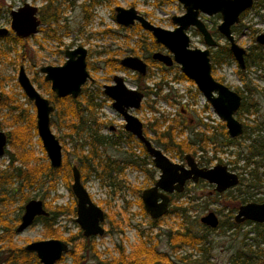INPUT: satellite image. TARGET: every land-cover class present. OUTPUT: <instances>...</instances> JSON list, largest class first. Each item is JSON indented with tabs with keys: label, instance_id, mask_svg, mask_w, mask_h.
<instances>
[{
	"label": "rangeland",
	"instance_id": "374dc122",
	"mask_svg": "<svg viewBox=\"0 0 264 264\" xmlns=\"http://www.w3.org/2000/svg\"><path fill=\"white\" fill-rule=\"evenodd\" d=\"M25 2L35 5L39 14L40 8L48 5L50 0L0 1V27L8 29L5 36L9 37V40H6L5 36H0V49L5 51L4 55H0V88L3 87L7 93L12 94L24 107L29 109L30 113L35 115L33 102L27 98L17 81L20 66H23L34 87L49 100L50 83L46 84L48 81L44 79V73L40 71V67L43 65H61L66 58L65 49L79 45L84 46L87 49V69L91 78L83 84V87L86 88L85 97L94 104L96 120L104 123L99 125L98 131L102 135L111 137L122 134L124 131L123 118L112 107V100L104 94L103 85L111 84L113 76L120 74L128 86H134L136 83L133 77L134 72L126 68L122 70L112 69L105 60L111 54H114V57L119 60L127 55L143 57L146 53L140 50V40L144 39L151 46L153 44L149 36L150 32L141 26H137L138 22L129 26L118 24L115 19V7L128 8L132 6L137 13L154 25L172 29L175 24L171 21V17L183 14L185 11L183 5L178 0H53V4L59 9L58 19L49 23L42 22L35 34L21 38L23 39L22 45L21 42H15L13 39L15 34L10 29V11L22 6ZM82 5L86 6L89 19L84 18L85 12ZM200 18L212 34L217 32L216 25L221 20L220 16H208L200 13ZM187 31L190 36V46L205 47L200 33L194 26H190ZM263 31L264 0H258L257 4L252 6L241 17L239 23L235 25L233 34L236 42L248 52L250 48L258 45L255 36ZM214 38L218 44L226 42L225 38L218 33L214 34ZM156 47V50L166 52L162 45L157 43ZM257 49L255 48V51ZM261 50L264 51V46H261ZM135 51L140 54H135ZM150 70L151 74L145 80V85L155 90L156 84L162 82V87L159 94L151 93L142 100V107L132 110V113L141 119L143 123L152 120L153 117L167 116V118H172L176 116L181 118L182 116H179L178 113L183 114L181 109L184 107L187 110H195L193 116L214 126V132L220 131L221 125L224 124L223 120L215 113L203 95L195 93L194 83L185 79H174L180 71L177 64H173L166 69L152 65ZM237 70H240V68L235 59L231 57L223 63L215 65L214 75L222 77L230 86L238 87L246 95V107L249 104L258 108L254 114L242 111L239 116L236 112L237 119L242 121L243 124H248L250 129L257 124H261L264 120V63L258 65L251 59L246 62L245 69L240 70L243 71L247 86L240 80ZM248 88L252 91H248ZM165 97H168L169 100L164 99ZM152 102L156 108L155 112H151L146 106L147 103ZM50 103L54 106L51 101ZM5 112L6 109H0V122L3 124L1 129L4 132L11 129L9 117L3 119ZM50 118L57 123L59 121V118L53 115V111ZM167 123L168 121L165 122V124ZM110 126H113L114 130H111ZM51 128L60 144L71 152L73 141L66 136L67 129L59 125L56 126L54 123L51 124ZM203 129L204 126L199 124L194 132ZM224 129L226 130L225 125ZM148 134L151 136L152 131H149ZM186 136L193 139V130H185L181 137ZM37 139L40 140L38 134L33 137L31 147L36 155L45 156L42 160L48 161L41 140L39 143ZM123 139L118 146L98 147L97 150L102 155L117 160L128 158V152L130 151H133L134 155L139 156V158L144 156L141 153L139 144L133 140L126 143V137ZM221 140L223 141V139ZM257 140L264 141L263 124L257 132H244L235 138L232 145L223 146L217 152H214L212 144L206 147V152H198L197 155L202 156V159L211 158V162L203 164L204 166L210 167L216 163L225 164L230 171L239 176V183L226 191L218 193L211 183L188 181L179 196H171L169 204V210L173 204H182L187 207L186 212L183 215L167 212L157 218L159 221L156 224L152 223L151 220L153 219L145 211L143 204L141 207L139 203L142 190L150 187L154 182L144 172L127 165L121 175L114 174L116 180L121 179L120 185L111 187L102 184L92 174L89 175L82 180V183L92 200L108 215V218H105L102 224L104 233L93 237V243L97 251L109 260L119 256L118 246L123 247L125 253H128L132 246L139 242L140 230L144 234L142 239L151 237V244L155 243L159 251L169 254L171 259L178 264H201L198 261L206 253H208L207 264H231V257L238 251L248 252V249H251L253 254L260 253L261 249L264 248V233L257 236L253 230V222L243 223L239 228L228 227L227 219L230 215H233L232 220H234L239 205L254 201L257 197H264V156L263 154L255 155L253 153L254 147L258 146ZM78 142H81V140H78ZM83 148L86 153L89 145H85ZM62 153L64 156V148H62ZM164 153L174 161L179 162L181 160L180 157L172 155L170 152L164 151ZM68 158L71 164H77L73 154L69 153ZM8 162V155L3 154L0 156V169H4ZM158 174L159 171L156 170L154 178ZM253 182L258 184H251ZM47 186L48 183L45 182L42 186L25 189L24 193H27L28 199H42L51 207L54 205L69 206L73 200H76L74 194L66 187L60 176H57L55 190H49ZM133 187L139 188L141 191H134L132 190ZM21 198V196H17L13 202L9 200L6 204L0 203V217L10 224L13 219L20 217L23 209L20 210L19 206L24 205L26 202H23ZM234 206H236L235 210L233 209ZM209 211L216 213L219 221L222 222V226L219 225L213 230L208 229L206 231L199 224H202L200 218ZM75 218L76 215L71 212L60 214L56 218L54 227H57L62 236L65 237L77 234L80 227ZM17 225L18 222L15 223L14 229ZM185 227L191 228L194 232L203 233L206 239L203 243L186 244L174 250L169 244L167 232L170 229H184ZM80 231L82 235V230L80 229ZM44 233L43 224L36 222L22 231L17 232L15 230L13 239L16 245L24 247L31 241L47 239ZM82 239L80 236L73 237V244L82 241ZM68 247V250H70L72 244H68ZM201 247L207 248V252H204ZM181 256H187L189 260L180 261L179 257ZM39 263L42 264L40 261ZM58 264H74V262L66 251L63 259ZM81 264H96V260L91 256H87Z\"/></svg>",
	"mask_w": 264,
	"mask_h": 264
},
{
	"label": "water",
	"instance_id": "95a60500",
	"mask_svg": "<svg viewBox=\"0 0 264 264\" xmlns=\"http://www.w3.org/2000/svg\"><path fill=\"white\" fill-rule=\"evenodd\" d=\"M184 7V13L172 16L175 27L166 29L154 25L144 16L137 13L134 7H115V19L118 24L129 26L138 22L141 27L149 31L155 41L164 46L170 54L156 51L153 58L165 65L176 63L180 71L191 79L201 94L208 100L217 115L224 121L230 137L241 135L244 131L243 123L235 116L241 104V96L224 83L216 80L212 75L210 60V47L216 45L205 23L200 19L199 13L214 15L219 13L221 20L217 25L218 32L225 38L229 50L237 64L245 67V48L240 46L232 34V25L238 23L242 11L252 5L253 0H178ZM10 29L17 37L26 38L35 34L41 25L38 8L25 2L17 9H11ZM194 26L201 34L204 48L190 46V36L187 30ZM8 33V29L0 27V36ZM256 41L264 44V32L257 34ZM66 59L61 65H44L40 71L44 79L50 82V89L56 97L71 96L76 98L82 85L90 76L86 68V49L79 45L64 52ZM120 64L131 71L145 73L146 64L138 56L127 55L121 58ZM17 81L24 94L31 100L35 107V125L38 137L47 155L52 168H59L62 164V145L51 128L50 114L53 105L48 98L40 94L20 66ZM104 92L112 100L113 108L125 120V129L136 136L144 145L146 152L152 157L154 167L159 170V175L154 184L141 192V201L146 212L152 219L163 216L168 211L169 194L181 192L188 180L193 182L204 179L214 184V189L220 193L235 186L239 182L236 173L227 169L225 164H215L212 167H199L191 154L185 155L186 164L172 161L161 149L152 143L143 134L142 121L128 110L139 107L143 94L134 86H128L123 77L114 76V84L105 85ZM1 100V96H0ZM7 144L5 132L0 129V156L4 154ZM71 191L76 198V222L84 237L102 235L105 219L104 210L91 198L83 185L80 171L76 164L72 165ZM43 201L37 198L27 200L23 206L20 222L15 228L17 232L30 226L38 216H48ZM264 223V202H247L238 207L234 221ZM202 224L215 228L218 226V216L213 211L207 212L200 218ZM26 251L34 252L42 264H55L68 250V244L57 238H47L31 241L24 246Z\"/></svg>",
	"mask_w": 264,
	"mask_h": 264
},
{
	"label": "trees",
	"instance_id": "16d2710c",
	"mask_svg": "<svg viewBox=\"0 0 264 264\" xmlns=\"http://www.w3.org/2000/svg\"><path fill=\"white\" fill-rule=\"evenodd\" d=\"M0 1L3 2L4 0ZM82 7L85 12L84 18L89 19L86 6L82 5ZM39 16L41 22L44 23H49L58 19L59 9L53 4V0H50L48 5L40 8ZM4 38L9 40V37L7 36ZM13 39L15 42L19 41L23 45V39L20 37L14 36ZM153 46H157L154 41ZM139 47L140 50L148 52L154 49V47L145 44L143 40H140ZM255 48L258 49L255 51ZM249 52L250 53L247 56L248 59H252V61H255L258 65L264 63V51L261 50L259 45L250 48ZM134 53L139 54L137 51ZM4 54L5 51L0 49V55ZM231 57L232 55L228 49L227 42L224 44H218V48L213 50L211 53L213 65L223 63L227 58ZM105 62L112 69H121L119 60L117 58L114 59V56H110L105 60ZM214 69L215 67H213V70ZM238 74L241 79L245 80L244 74H242L241 71H238ZM135 77L137 83L141 84L144 78L138 74H136ZM174 79L181 80L186 79V77L182 73H179V76H175ZM46 84H49V82H46ZM161 85L162 82L156 84L154 93H160L162 87ZM139 89L144 90V88L140 86ZM85 91L86 88L82 87V93L76 98H72L70 96L58 98L52 91L49 90V100L54 104L53 115L59 118L58 123L50 118V123L66 128V136L73 141V150L71 152L68 151V148L62 146V148H64L62 164L59 168L55 169L50 166L49 161L42 160L45 156L40 157L36 155L35 151L31 147L33 137L37 135L35 115L30 113L29 109L24 107L23 104L12 94L7 93L3 87L0 88V109H6L3 119L5 120L9 117L11 120V129L5 132L7 144L4 152L8 155L9 162L4 169H0L1 204H6L9 200L13 202L14 198L17 196H21V200H23V202L27 201L29 200L28 195L27 193H24V190L42 186L45 182L48 183L47 187L49 190H55L57 176L61 177L66 187L71 191V168L73 164H71L68 158L69 153L75 156L77 162L76 165L78 166L81 174V180H84L92 174L102 184L107 185L108 187L120 185L121 179L116 180L114 174L121 175L123 173V169L127 165L144 172L150 180H155L154 175L156 169L153 167V164L143 146H141V153L144 156L140 158L134 155L133 151L128 152V158L124 160L112 159L109 156L102 155L98 152V147H115L117 145V141L99 133L98 129L100 124L95 117V107L92 101L85 97ZM144 91L147 95H149L152 93V88L148 87ZM164 99L169 100L168 97H165ZM148 109L156 111L153 104H148ZM257 109L258 108L256 106L249 104L248 107H246L245 101L242 103V110L247 111L249 114L256 113ZM166 121H168L167 124H165ZM200 122L202 121L200 120ZM202 124L204 129L199 132V136H197L196 139H189L188 137H181L182 133L185 131V126L179 117H153V119L148 120L147 123L148 127L153 132V136L151 138L154 142L161 146L164 151L170 152L172 155L180 157V159H183L185 154L194 153L198 150L206 152V147L209 144H214L213 142L216 138V134H214L213 130H210V125L208 123L202 122ZM261 124L264 125V120ZM261 124H257L255 127H251L250 129L248 124H244V132H257V130L261 128ZM0 128H3L2 122H0ZM146 131L147 130L145 129V132ZM209 132L211 133L208 134ZM127 136L130 140L133 139V136L130 133H127ZM219 139H223V141L221 140L218 141V144H214V152H217L223 146H229L235 142V139H232L227 135V132L224 129V124H222L220 128ZM78 140H81V142H78ZM37 141L40 143L39 139H37ZM256 142L258 143V146L254 147L253 153L255 155L263 154L264 156V141L257 140ZM85 145H89V149L86 153L83 148ZM202 161L210 163L211 158H204ZM251 184L257 185L258 183L253 182ZM132 190L137 192L141 191L136 187H133ZM176 195L179 196L180 194ZM254 201L262 202L264 201V197H257ZM139 203L142 207V202L140 200ZM44 206L49 211V216H40L34 223L41 222L43 224L45 238H57L65 241L67 244H72V248L68 250L67 253L72 257L74 264L83 263L87 256H91L95 259L96 264H178L171 259L169 254L159 251L156 248L155 243L151 244V237L142 239L144 234L140 230L139 242L132 246L128 253H125L126 251L123 247L118 246V257H113L111 260L104 258L102 254L97 251L93 243L94 236L84 237L81 235V231L79 229L77 234L65 237L62 236L57 227H54L56 218L60 214L71 212L76 215V200H73L72 204L69 206L54 205L52 207L44 201ZM19 209L22 210L23 205H20ZM186 209L187 207L182 204H173L168 213L183 215L186 212ZM233 209L235 210L236 206H234ZM105 218H108L107 214H105ZM227 219L229 224L228 227L239 228L243 223H251V221H245L241 224L235 223L232 220L233 215H230ZM18 221L19 217L13 219V222L10 224L4 218L0 217V264H40L34 252L26 251L23 246L16 245L14 242V226ZM151 221L156 224L159 219H153ZM219 225L222 226V222H220ZM199 226L206 231L208 229H214L203 224H199ZM253 230L256 232L257 236H261L264 233V224L254 223ZM167 235L169 244L174 250L186 244L195 245L203 243L206 239V236L203 233L194 232L189 227H185L184 229H170L167 232ZM78 236L83 238L82 241L73 244V237ZM201 249L204 252H207L208 250L205 247H201ZM63 256L55 264L60 263ZM207 258L208 253H206L198 262L201 264H207ZM179 260L188 261L189 258H187V256H181L179 257ZM231 260V264H264V248L261 249L260 253L257 252L256 254H253L251 249H248V252L238 251L231 257Z\"/></svg>",
	"mask_w": 264,
	"mask_h": 264
},
{
	"label": "flooded vegetation",
	"instance_id": "af4514ba",
	"mask_svg": "<svg viewBox=\"0 0 264 264\" xmlns=\"http://www.w3.org/2000/svg\"><path fill=\"white\" fill-rule=\"evenodd\" d=\"M179 2V1H178ZM257 2H258V0H253V2H252V5L249 7V8H247V9H245L244 11H242L241 13H240V15H239V21H240V19H241V17L250 9V8H252V6H254V5H256L257 4ZM180 3V2H179ZM139 14V13H138ZM203 14V13H202ZM141 15V14H140ZM181 15V14H180ZM207 15V14H206ZM214 15H218V16H220V18H221V15L219 14V13H216V14H214ZM38 16H39V14H38ZM174 16V15H173ZM208 16H212V15H208ZM199 17H200V13H199ZM39 18H40V16H39ZM171 19H172V17H171ZM201 19V18H200ZM148 20V19H147ZM202 20V19H201ZM149 21V20H148ZM172 21V20H171ZM203 21V20H202ZM239 21H238V23H239ZM204 22V21H203ZM42 23V22H41ZM152 23V22H151ZM205 23V22H204ZM238 23H236V24H234V25H232V27H231V30H232V34H233V31L235 30V25H237ZM141 26L140 24H137V26ZM206 25V24H205ZM218 25V24H217ZM217 25H216V33H218V34H220L219 32H218V30H217ZM207 26V25H206ZM175 27V26H174ZM208 28V27H207ZM197 30V29H196ZM209 30V29H208ZM149 32V31H148ZM209 32L211 33V35H212V37L214 38V34H216V33H213L212 34V32L209 30ZM264 32V31H263ZM187 33H188V31H187ZM259 33H261V32H259ZM258 33V34H259ZM201 35V34H200ZM221 35V34H220ZM234 35V34H233ZM5 36V35H4ZM16 36V35H15ZM149 36H150V38H151V40H152V44H153V41L155 42V44H157V42L155 41V39H154V37L152 36V34L151 33H149ZM257 36V35H256ZM256 36H255V41H256ZM202 37V36H201ZM235 38V37H234ZM215 39V38H214ZM141 40H143V42L145 43V44H148L144 39H141ZM216 40V39H215ZM236 41V40H235ZM227 42V41H226ZM256 43L261 47H263L264 46V44H259L257 41H256ZM159 44V43H158ZM228 44V43H227ZM148 45H150V44H148ZM161 45V44H160ZM151 46V45H150ZM77 47V46H76ZM84 47V46H83ZM152 47H154V46H152ZM164 47V46H163ZM73 48H75V47H73ZM73 48H67V49H73ZM165 48V47H164ZM217 49L218 48V43H217V41H216V45L215 46H213V47H210L209 48V50H210V60H211V53H212V51L213 50H215V49ZM67 49H65V50H67ZM86 49V48H85ZM157 49V47H154V49L152 50V51H150V52H148V51H145V50H141V51H143V52H145L146 53V55L145 56H143V57H140V56H138V57H140L144 62H145V64H146V70H145V73L144 74H141V73H139V72H137V71H132V72H134V74H133V77H134V81L136 82L135 83V85H134V87H136V89L137 90H139L140 92H142V94H143V97H142V100L145 98V97H147L148 95L145 93V89H147L148 88V86H146L145 85V80L147 79V78H149V76H150V74H151V70H150V67L152 66V65H157V64H159V65H157V66H159V67H161V68H168V67H170V66H172L173 64H176V63H173L172 65H165L163 62H161V61H159L158 59H154L153 58V53H155L156 51H158V50H156ZM166 49V48H165ZM228 49H229V47H228ZM65 50H64V52H65ZM246 50V49H245ZM230 51V50H229ZM158 52H161V51H158ZM161 53H166V54H170L169 52H168V50L166 49V52H161ZM231 53V52H230ZM250 52H249V50H248V52L246 51V53H245V55H244V58H245V67H246V62H248V60H250V58L248 59V54H249ZM140 54V53H139ZM232 55V54H231ZM111 56H115L114 54H111ZM136 56V55H135ZM142 56V55H141ZM66 57V56H65ZM86 57H87V49H86ZM232 57H233V55H232ZM234 58V57H233ZM66 59V58H65ZM108 59V58H107ZM114 59H116L115 57H114ZM235 59V58H234ZM119 60V59H118ZM121 60V59H120ZM120 60H119V64H120ZM236 61V60H235ZM211 63H212V60H211ZM237 63V62H236ZM63 64V63H62ZM121 65V64H120ZM178 65V64H177ZM238 65V64H237ZM44 66V65H43ZM179 66V65H178ZM88 67V63H87V60H86V68ZM213 67H215V65H213V63H212V70H211V72H212V75H213V77L216 79V80H218L219 82H221V83H224L225 85H227L230 89H232V90H234V91H236L240 96H241V104H240V106H239V108L237 109V111L236 112H238V115L240 116V113L242 112V111H244V110H242V103L245 101V103L247 102V99H246V95L244 94V93H242V91L238 88V87H232V86H230L229 84H227L223 79H222V77H219V76H215L214 75V72H215V69L213 70ZM238 67L240 68V70H243V69H245V67L244 68H241L239 65H238ZM125 67H123L122 65H121V70L122 69H124ZM126 69H128V68H126ZM180 69V68H179ZM117 70H120V69H117ZM129 70V69H128ZM240 70H237V72L238 71H240ZM87 71H88V69H87ZM242 72V74H243V71H241ZM179 73H182L181 71H179ZM179 73H178V75L177 76H179ZM136 74H138L139 76H142L144 79H143V81L141 82V84H138L137 83V81L135 80L136 79V77H135V75ZM183 74V73H182ZM89 75H90V73H89ZM115 75H120V74H115ZM114 75V76H115ZM184 75V74H183ZM114 76H113V82L111 83V84H105V85H112V84H114ZM121 76V75H120ZM185 76V75H184ZM186 77V76H185ZM91 78V76H89L88 78H87V80L88 79H90ZM240 78V77H239ZM86 80V81H87ZM123 80H124V78H123ZM185 80H189L190 82H192V83H194L191 79H189V78H187L186 77V79ZM240 80L241 81H243L244 82V85H246L247 86V82H246V80H243V79H241L240 78ZM125 81V80H124ZM49 82V81H48ZM50 83V82H49ZM86 83V82H85ZM126 83V82H125ZM105 85H103V92H104V86ZM195 85V84H194ZM139 86L140 87H143L144 88V90H140L139 89ZM82 87H83V85H82ZM150 88H152V87H150ZM194 91H195V93L196 94H200V95H202L201 94V92L198 90V88L196 87V85H195V88H194ZM248 91H252L250 88H248ZM81 92H82V90H81ZM81 92H80V94H81ZM152 93H154V90H153V88H152ZM79 94V95H80ZM104 94H105V92H104ZM151 94V93H150ZM149 94V95H150ZM55 95V94H54ZM78 95V96H79ZM77 96V97H78ZM106 96L108 97V98H110L107 94H106ZM66 97V96H65ZM71 97V96H70ZM195 97V96H194ZM111 99V98H110ZM206 99V98H205ZM112 100V99H111ZM142 100H141V103H140V105H139V107H137V108H133V109H129L128 111L131 113V114H133L132 113V110H136V109H139L140 108V106L142 107ZM112 102H113V100H112ZM207 102H208V100H207ZM209 103V102H208ZM148 104H153V102L152 103H147L146 104V106H147V108H148ZM210 104V103H209ZM154 105V104H153ZM210 106H211V104H210ZM113 107V106H112ZM212 107V106H211ZM212 109H213V107H212ZM115 110V109H114ZM182 113L183 114H179L178 113V115L179 116H182L180 119L183 121V125L185 126V130H189V129H191V131L193 130V139H196L197 138V136H199V132H194V129L199 125V124H202V122H200V120L201 119H199V118H197L196 116H193V112L195 111V110H187L186 108H184V107H182ZM214 110V109H213ZM116 111V110H115ZM151 111V110H150ZM215 111V110H214ZM117 112V111H116ZM151 112H155V111H151ZM236 112H235V116H236ZM247 112V111H246ZM118 113V112H117ZM216 113V112H215ZM118 114H120V113H118ZM217 114V113H216ZM121 115V114H120ZM134 115V114H133ZM136 116V115H135ZM121 117H122V115H121ZM137 117V116H136ZM123 118V117H122ZM237 118V117H236ZM141 120V119H140ZM123 121H124V124H123V127L125 126V120H124V118H123ZM142 121V120H141ZM224 122V121H223ZM242 122V121H241ZM142 123H143V121H142ZM147 123L148 122H144L143 123V134H144V136L152 143V145H154L155 147H157V148H159V149H161L162 150V152L164 153V150H163V148L161 147V146H159L158 144H156L155 142H154V140L151 138L152 136H153V132H152V135L150 136L149 134H148V132L149 131H151L150 130V128L148 127V125H147ZM243 123V122H242ZM99 124H104L103 122H99ZM210 125V124H209ZM225 125V124H224ZM202 126H203V124H202ZM243 126H244V124H243ZM210 128H211V130H213V132H214V126H211L210 125ZM1 129V128H0ZM110 129L111 130H114V127L113 126H110ZM145 129L147 130L146 132H145ZM130 133L129 131H127L126 129H125V127H124V131L122 132V134H120V135H118V136H116L115 135V137H111V136H108V138H110V139H115L116 141H117V145L116 146H118V144H119V142L120 141H122V140H124L123 138L124 137H126V139H125V142L126 143H128L129 141H130V139L128 138V136H127V133ZM226 132H227V128H226ZM211 132H209L208 134H210ZM243 133H244V131H243ZM242 133V134H243ZM132 136H133V139H131V140H133V141H135L137 144H139L140 145V147L141 146H143L144 147V145H143V143L136 137V136H134L132 133H130ZM214 134H216V138H215V140H214V144H218V141H220V139H219V132H214ZM227 134H228V132H227ZM241 134V135H242ZM228 136H229V134H228ZM240 136V135H239ZM239 136H237V137H239ZM186 137H188L189 139H192V138H190L189 136H186ZM230 137V136H229ZM237 137H234V138H232V137H230V138H232V139H235V138H237ZM214 144H212V148L214 147ZM6 148V147H5ZM144 149H145V147H144ZM141 150V149H140ZM213 150H214V148H213ZM5 152V151H4ZM145 152H146V149H145ZM198 152H200V153H202V152H204L203 150H198L197 152H194V153H187V154H191L192 156H193V158H194V160H195V162L197 163V165L199 166V167H206V166H204L203 164H209V163H205V162H203V161H201V159H202V156H199V155H197V153ZM147 153V152H146ZM5 154V153H4ZM165 154V153H164ZM147 155L149 156V159L151 160V162H152V164H153V161H152V157L147 153ZM186 155V154H185ZM139 157V156H138ZM204 157V156H203ZM170 158V157H169ZM171 159V158H170ZM63 160V159H62ZM172 160V159H171ZM172 161H174V160H172ZM174 162H177V161H174ZM177 163H182V164H186V160H185V156H184V158L183 159H181L179 162H177ZM216 164H218V163H216ZM222 164V163H221ZM215 165V164H214ZM213 165V166H214ZM78 167V166H77ZM153 167H154V164H153ZM210 167H212V166H210ZM155 168V167H154ZM208 168V167H207ZM79 169V168H78ZM156 169V168H155ZM228 169V168H227ZM157 171H159L158 169H156ZM229 170V169H228ZM230 171V170H229ZM72 172V171H71ZM232 172V171H231ZM159 175V174H158ZM155 176V175H154ZM80 177H81V174H80ZM239 177V176H238ZM158 178V176L157 177H155L154 179V182L156 181V179ZM240 180V179H239ZM82 181V180H81ZM188 181H192V180H188ZM188 181H186V183L188 182ZM202 181H206V180H204V179H198V181H196V182H202ZM154 182H153V184H154ZM193 182V181H192ZM196 182H193V183H196ZM207 182V181H206ZM186 183H185V185H186ZM239 183V182H238ZM214 185V184H213ZM237 185V184H236ZM235 185V186H236ZM152 186V185H151ZM232 187H234V186H232ZM232 187H230V188H232ZM184 188H185V186H184ZM70 189H71V186H70ZM229 189V188H228ZM184 190V189H183ZM215 190V189H214ZM216 191V190H215ZM226 191V190H225ZM181 192H183V191H181ZM181 192H172V193H170L169 194V203H168V211H169V204H170V200H171V196H173V195H176V194H180ZM217 192V191H216ZM221 193V192H220ZM42 200V199H41ZM43 201V200H42ZM77 202V201H76ZM249 202H257V201H249ZM262 202H264V201H262ZM43 204H44V201H43ZM242 205V204H241ZM24 206V205H23ZM240 206V205H239ZM238 206V207H239ZM44 208H45V206H44ZM46 209V208H45ZM47 210V209H46ZM237 210H238V208H237ZM48 211V210H47ZM167 211V212H168ZM23 212V211H22ZM49 212V211H48ZM166 212V213H167ZM214 212V211H213ZM237 212V211H236ZM105 213V212H104ZM165 213V214H166ZM216 214V213H215ZM21 216V215H20ZM42 216V215H41ZM48 216H49V214H48ZM38 217H40V216H38ZM38 217H36L35 219H34V221H33V223L35 222V220L38 218ZM219 219V218H218ZM105 220V219H104ZM234 221V220H233ZM246 221H249V220H246ZM19 222H20V217H19V221H18V224H19ZM104 222V221H103ZM235 222V221H234ZM243 222H245V221H243ZM243 222H241V223H243ZM252 222V221H251ZM32 223V224H33ZM219 223H220V221H219ZM219 223H218V226H219ZM236 223V222H235ZM253 223H257V222H253ZM103 224V223H102ZM262 224H264V223H262ZM203 225H205V224H203ZM205 226H207V225H205ZM208 227V226H207ZM209 228H211V227H209ZM83 235V234H82ZM68 249H69V247H68ZM68 251V250H67ZM64 255V254H63ZM62 255V256H63Z\"/></svg>",
	"mask_w": 264,
	"mask_h": 264
}]
</instances>
